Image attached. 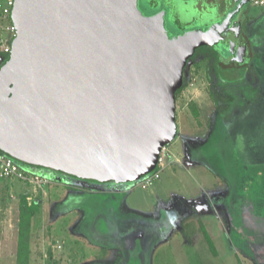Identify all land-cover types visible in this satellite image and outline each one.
I'll use <instances>...</instances> for the list:
<instances>
[{
  "label": "water",
  "instance_id": "obj_1",
  "mask_svg": "<svg viewBox=\"0 0 264 264\" xmlns=\"http://www.w3.org/2000/svg\"><path fill=\"white\" fill-rule=\"evenodd\" d=\"M140 1L14 0L15 38L0 66V153L90 184L156 169L176 137L188 60L203 46L221 54L248 0L223 21L181 29L168 25L165 0L148 11Z\"/></svg>",
  "mask_w": 264,
  "mask_h": 264
},
{
  "label": "rangeland",
  "instance_id": "obj_2",
  "mask_svg": "<svg viewBox=\"0 0 264 264\" xmlns=\"http://www.w3.org/2000/svg\"><path fill=\"white\" fill-rule=\"evenodd\" d=\"M156 1L158 6L161 0ZM147 2L139 3L144 11L152 7ZM168 2V25L173 29L191 24L206 27L223 21L233 4V0H210L208 7L213 14L203 16L205 11L200 12L196 0ZM243 8H247L246 38L233 25L228 27L221 38L224 48L220 55L226 63L235 55L233 61L250 64L246 68H219V82L232 100L217 113L216 99L224 101L228 95L219 86L209 84L208 61L201 54L191 57L184 69L182 91L176 96V137L161 151L171 168L163 170L159 180L147 190L135 186L137 180L113 185L72 178H68L72 182L65 183L50 179L38 183L0 180V264H136L139 255L134 250H139L144 238L149 237L143 234V238L142 224L136 219H127L122 211L125 193H114L118 192L114 188L134 186L128 191L133 199L126 203L152 211L149 236L157 222L161 224L160 235L168 236L175 229L178 214L163 206L176 203L177 199L189 200L186 193L198 192L202 170L213 176L215 190L225 193L219 197L215 192L214 197L215 206H223L213 213L214 219L220 216L226 222L221 236L214 233L212 246L219 256H211L208 243H202L198 232L188 243L183 239L185 246L175 240H166L161 246L156 245L158 248L145 245V259L138 264H149L150 259V264H264V8ZM4 26L0 20V63L2 43L7 37ZM210 75L215 78L213 71ZM182 153L191 166L189 171L172 161ZM171 170H176L178 176L170 178ZM151 192H155V199H149ZM21 205L25 208L23 221ZM174 207L177 210V204ZM69 210L74 219L66 222L62 217ZM68 232L73 239L94 247L99 257L95 259L97 254L85 250L80 242L71 245ZM154 238L156 234L149 242L153 243ZM20 239L22 260L18 261Z\"/></svg>",
  "mask_w": 264,
  "mask_h": 264
},
{
  "label": "crops",
  "instance_id": "obj_3",
  "mask_svg": "<svg viewBox=\"0 0 264 264\" xmlns=\"http://www.w3.org/2000/svg\"><path fill=\"white\" fill-rule=\"evenodd\" d=\"M254 8H258V7H254ZM248 20V19H247ZM159 159L160 162H158V166H157V170H158V178L155 179L154 182H152V184L150 186H148L145 189H142L139 186V182H136L137 187H139L142 190H147L149 188H151L154 183L156 181L159 180L160 178V174L163 172V170L165 169H170L171 165L169 162H166L165 159H163V156L159 155ZM186 156L182 153V156L174 159L172 158V161H174L173 163H175L176 165H178L179 167H182V169L189 171V164H186ZM171 161V162H172ZM160 163V164H159ZM171 174H170V178H175L178 176V172H176V170H171ZM200 180H202L198 186V192L195 190L194 193H186V197L189 200H183V199H177L175 200V202H172L171 205L166 206L164 205L163 208L165 210L171 209L173 211H176L178 214V218H177V222L175 223V229L173 232H171V234H169L168 236H161L160 235V227L161 224L160 222L155 223V226L152 227V229L154 230V232L149 236V233L147 232V230L150 229V221L149 219L151 218V212L149 208H140L139 204L133 205L132 204H127V201H132L130 199H133V195L131 192L129 191V188H133V187H125V189H119V188H114L115 191L118 192H114V193H125L124 194V201L123 202V206H122V211L128 215L127 219H136V222H139L140 224H142L140 226V228L142 229V236L144 238V235L149 237L151 239V236H155V234L157 235V238H154V242H149V238H144V241L141 242L142 247L139 248V250H134V253L139 255L138 258H136V264H138L140 261L142 262V260L145 259V245H147V247L149 248L151 244H153L154 246H161L166 240H168V242H171L172 240H175L180 242L182 245H184L187 241H189L193 235H195V233L201 232V235L203 238H201L202 243H208V247L211 253V256L213 258H217L219 256V253L214 249V247L212 246L213 244V238H214V233L217 232L216 234H218L219 236L222 235L224 229L226 228V222L225 220L221 219L220 216H217V220H215L213 213L219 212L221 211V207L222 204H218L215 206V198L216 197V193H218L219 197H223L225 195L224 191H219L215 190V185L216 182L213 178V176L211 174H209V172L202 170L200 172ZM121 188V187H120ZM124 188V187H122ZM127 188V189H126ZM121 190H124V192H120ZM127 191V192H125ZM156 192V190H153ZM155 192H151L149 193V199H155ZM217 196V197H218ZM179 197V195H178ZM219 202V199L218 201ZM125 203V205H124ZM177 204V210H174L176 207H174L175 204ZM140 208V209H139ZM133 216H132V215ZM58 215V214H57ZM54 217H58V216H54ZM62 217V216H61ZM153 218H157L156 216L154 217L153 214ZM63 220L67 221H73L74 219V213L72 211H66V213L63 215L62 217ZM156 220V219H155ZM142 221V223H141ZM149 222V224H148ZM178 226V227H177ZM177 227V228H176ZM186 229V230H184ZM180 230L185 231V232H180ZM70 238H71V245H73V242L76 243L80 242L83 246V248L87 251H90L91 253H96L97 256L95 257L98 258L99 254L98 251L95 250V248H89L87 247L83 242H81L80 240H76L75 238H72V233H69ZM144 234V235H143ZM182 234V236H181ZM199 235V233H198ZM183 239L185 240V243H183ZM149 242V243H148ZM188 243V242H187ZM156 246V247H157ZM185 246V245H184ZM81 247V246H80ZM155 247V248H156ZM157 247V248H158ZM82 248V249H83ZM165 247H163L164 249ZM213 248V249H212ZM71 250V249H70ZM155 250H153V255L155 254ZM161 253V252H160ZM158 254V253H157ZM164 254V253H162ZM217 256V257H216ZM71 258V256H69V259ZM149 258V257H148ZM108 260V258H107ZM135 261V260H134ZM151 259L149 260V264H150Z\"/></svg>",
  "mask_w": 264,
  "mask_h": 264
},
{
  "label": "trees",
  "instance_id": "obj_4",
  "mask_svg": "<svg viewBox=\"0 0 264 264\" xmlns=\"http://www.w3.org/2000/svg\"><path fill=\"white\" fill-rule=\"evenodd\" d=\"M169 0H165V2L167 4H169L168 2ZM190 1H193V0H190ZM197 2H199V5L198 6V9L201 11H208V12H202L201 15L205 16L204 14H207V15H211L213 13L212 10H209L210 9V4H209V1L210 0H196ZM239 0H233V4H236ZM150 6L152 5V7H155L157 6V1L156 0H149V2H147ZM200 3H203V4H200ZM208 4L210 5L208 7ZM225 5V2L223 3ZM222 4V5H223ZM214 6L216 7V5L214 4ZM221 6V5H220ZM232 6L230 7V9L232 8ZM229 9V10H230ZM246 14H247V8H243L242 11H241V14H240V17H239V20L238 22L234 23L233 24V27L236 29L235 31L236 32H240L241 34L243 33V36L246 38V29H247V24H246ZM216 17L219 18L220 17V14L215 16V19L214 21L216 20ZM242 47V46H240ZM247 48H248V54H249V59H251V51H250V48H249V44H247ZM239 49H237L238 51ZM243 51V50H242ZM198 54H201L207 61H208V66H207V69H206V73H207V79H208V82L209 84H215L217 86H219L222 90V92H224V94H226V89H224V87L222 86V84L219 82V77H218V70L219 68H222V69H231V68H239V67H248L250 63H238L237 61H233V60H236L234 59V56L235 55H231L230 56V62H224V59H222V56L219 54V52L212 48V47H208V46H203V47H200L198 49H196L195 53L193 56H196ZM7 56H4L3 55V59H2V62L6 59ZM193 58V57H192ZM248 59V60H249ZM190 61V60H189ZM188 61V62H189ZM228 61V60H226ZM2 62L0 63V66L2 64ZM210 71H213V74L215 75V78L212 79V76L210 75ZM183 83H184V78H183ZM182 91L181 89L179 91L176 92V96L179 94V92ZM228 95V94H226ZM229 96V95H228ZM226 96V98H224L225 100L221 101L220 98H217L216 100V103L218 104L217 107H219L217 109V113H220L222 112V109L224 108H227V106L229 105L228 103L231 102V97L229 96ZM222 102V103H221ZM221 103V104H220ZM16 164H18L19 166H21L22 168L28 170L29 172H32L34 174H37L43 178H46V179H50V180H55V181H59V182H66V181H69V182H72L71 180H68L69 177L67 176H64L63 174L61 173H58L54 170H48V169H42V168H38V167H32V166H26V165H23L19 162H16ZM157 171V167L156 169H154L151 173L153 174L154 172ZM144 178V177H142ZM142 178L138 179L137 181L139 182ZM131 182H136L135 181H130L128 182L127 184H130ZM110 185H113V184H120V183H109ZM20 219L21 221H23L25 219V208L23 205L20 206ZM23 245V240L20 239V241L18 242V261L22 260V250H21V246Z\"/></svg>",
  "mask_w": 264,
  "mask_h": 264
},
{
  "label": "built area",
  "instance_id": "obj_5",
  "mask_svg": "<svg viewBox=\"0 0 264 264\" xmlns=\"http://www.w3.org/2000/svg\"><path fill=\"white\" fill-rule=\"evenodd\" d=\"M14 0H0V20L4 23V34L7 37L3 41L2 53L4 56H7L11 49V42L15 38V28L10 20V13L13 7ZM249 6L264 8V0H248ZM160 162V159L158 160ZM160 164V163H159ZM158 166V164H157ZM158 178V170L153 174H148L142 178L139 183V186L142 189L147 188ZM0 180H15L27 183H38L46 181V178L43 179L39 175L29 172L28 170L22 168L15 163L13 159L6 156L3 153H0Z\"/></svg>",
  "mask_w": 264,
  "mask_h": 264
},
{
  "label": "flooded vegetation",
  "instance_id": "obj_6",
  "mask_svg": "<svg viewBox=\"0 0 264 264\" xmlns=\"http://www.w3.org/2000/svg\"><path fill=\"white\" fill-rule=\"evenodd\" d=\"M165 3H166V2H165ZM166 4H167V3H166ZM168 5H169V4H168ZM248 6H249V4H248ZM248 6H247V7H248ZM228 11H229V10H228ZM192 57H193V56H192ZM190 59H191V58H190ZM190 59H189V60H190ZM189 60H188V61H189ZM187 63H188V62H187ZM184 69H185V68H184ZM183 78H184V72H183Z\"/></svg>",
  "mask_w": 264,
  "mask_h": 264
}]
</instances>
